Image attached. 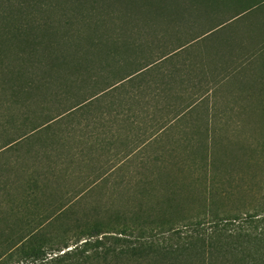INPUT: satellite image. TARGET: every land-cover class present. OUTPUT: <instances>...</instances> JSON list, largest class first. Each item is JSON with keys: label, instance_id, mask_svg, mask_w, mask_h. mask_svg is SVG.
Listing matches in <instances>:
<instances>
[{"label": "trees", "instance_id": "1", "mask_svg": "<svg viewBox=\"0 0 264 264\" xmlns=\"http://www.w3.org/2000/svg\"><path fill=\"white\" fill-rule=\"evenodd\" d=\"M70 1L80 7L79 9L85 5V0ZM215 1L218 4L222 3V6L226 2L231 3V6L235 4L239 11L228 21L216 24L215 29L222 28L220 30H223L231 22L240 20L222 34L230 35L234 39L235 37L242 38L244 35H254L258 41H264V0ZM182 2V7H172L170 11L165 7L155 8L152 11L162 17L169 13V16L173 15L172 19L182 18L179 16L181 12L194 10L193 6L185 4L188 0H182ZM201 2L207 5L210 0H201ZM95 3L99 4L98 0H95ZM107 6L110 8V5ZM95 9L97 10V7ZM5 16V14L0 15L1 18ZM245 17H249V21L244 24ZM1 21L3 25H0V35L6 32L5 20ZM23 28L19 33L12 34L11 40L15 39L20 44L29 46V42L32 44L36 42L39 46L38 41L41 35H38L37 30ZM128 29H123L124 34ZM97 34L93 35L97 37L96 40H90L94 56L93 63L98 64L99 58L106 54V58L114 59L115 64L111 65L103 56L101 71H93L89 74L87 87L84 72L89 70V68L86 69L87 59L85 57L89 50L82 45L81 34L74 36L73 33L65 34L62 38L75 37L74 48L77 49V54L73 56L75 59L66 56L53 57L51 58L52 63L46 67V72L41 78L35 77L29 81L27 79L25 85L19 87L3 84L7 85L2 91L3 94L8 95V101L4 102L0 99V232L5 233L8 228L12 230L16 227H27L29 233L24 234L22 230L21 233L15 234L17 238L14 235H8L5 242L7 247L0 253V258L9 256V260L14 258L18 260L9 261L10 263L7 264L32 263L44 260L48 251L62 252L73 246L63 255L81 254L86 263L198 264L195 242H190L188 245H180V243L159 245L152 237L148 240L142 237L134 243L128 240H130L129 236L140 229L157 233L174 229L177 226L187 228L194 224V219H191L193 215L186 217L180 214L186 207L189 209V204L196 201L198 197L195 196V192L197 190L192 183H179L177 176L184 174L198 162L205 165L201 167L203 171H206L205 176L210 174V170L212 174L218 172L219 163L225 161L223 156L229 151H220L219 141L212 134L199 136L203 137V140L199 141L202 148L198 151L181 152L186 155V158L178 157L179 153L176 149H164L161 152L157 160L164 161L167 156L171 159L170 165L158 168L156 175L158 180L165 181L162 185L167 195L161 200H154L151 206L149 203L147 209L150 211H145V204L138 200L132 202L130 210H120L112 204L105 210L95 209L90 215L74 217L72 203H70L72 200L69 197L80 196V192L89 189L88 186H83L86 184L75 186L67 181L78 176L83 179V183L91 181L98 185L97 183L104 178L117 172L116 168L104 169L94 163L105 158L102 153L109 154L108 160H114L119 154L115 152V148L117 150L120 142L124 143L127 148L128 146L132 148L129 151L126 149L128 153L123 157L126 160L138 151L137 149L154 147L158 142L163 145L164 138L159 139L158 133L131 139L127 137L126 143L120 138L123 130L129 129L126 128V124L130 126V129H135L138 114L133 111L135 108L133 98L140 100L141 96H143L142 100L146 98L149 90L148 69L185 46H177L170 52L159 53L151 60L143 59L137 67L133 63V66L127 63L126 67L119 69L117 66L120 63L121 41L117 38V34L113 31L107 34ZM3 43L4 38L0 36V50ZM124 44L125 51L131 49L128 42L125 41ZM229 47L231 51H234L232 46ZM234 47L240 50H250L242 44ZM1 57L0 51V62ZM59 68H69L71 74L66 76L65 73L64 77L59 72ZM90 68L93 69V67ZM5 73V67L0 64V74ZM69 81L79 82L84 86L81 88L83 90L74 93L66 89ZM57 84L62 85L61 88L51 93L52 86ZM150 88H153L151 84ZM39 95L43 98L53 95L54 101L58 102L56 103L58 107L49 109L43 105L42 108H34ZM21 96H24L25 100L20 101ZM123 122L125 125L122 124ZM173 124L166 123V129L171 128ZM186 140L189 144H195L193 139ZM250 152L243 153L245 161L250 164L249 168L264 162V141ZM235 158L232 156L231 160L234 161ZM88 167L90 172H84ZM233 182L231 181L230 185ZM148 191L150 193V189ZM204 194L207 196H204L203 207L209 210L215 206L214 195L209 196V189ZM29 212L32 214L29 215ZM31 227H33L32 231H30ZM114 234L116 236H112ZM106 237H113L116 242L114 247L105 246L103 240ZM231 238V236L225 238L220 244L221 240H216L218 247H215L214 241L210 239L207 253L205 252L204 264H211V258L219 254L222 261H228L226 256L231 255L234 259L239 257L241 261L250 260L249 264H259L256 256L259 254L258 247L261 239L251 238L248 241L249 248L246 249L241 245V237H238L237 241ZM70 242H74L73 245H70ZM212 249L214 252H211Z\"/></svg>", "mask_w": 264, "mask_h": 264}, {"label": "rangeland", "instance_id": "2", "mask_svg": "<svg viewBox=\"0 0 264 264\" xmlns=\"http://www.w3.org/2000/svg\"><path fill=\"white\" fill-rule=\"evenodd\" d=\"M71 2L73 1L0 0V15H6L5 18L0 17V25H3L1 21L3 19L6 26V32L0 35L4 38V43L0 50L2 53L0 64L5 67L6 71L5 74H0V96L2 97L0 99L2 101H8V95L3 94L2 91L4 86L7 85L3 84L7 83L8 85L19 87L23 84L25 85L27 79L29 81V79L35 77L41 78L46 72V67L52 63L51 58L53 57L66 56L70 59H75L73 57L77 54V49L74 48L75 37L67 38L70 40H67L66 36L62 38L68 33H73L74 36L75 34H81L82 45L86 50H89L85 55L87 59L86 69L89 68V70L84 72V77L86 76L87 79V87L89 85V74L93 73V71H101L103 56L111 65L114 66L115 64V60L112 58L107 59L106 54L99 58L98 64L93 63L94 56L90 40L97 39L95 37L96 33L101 35L108 32L112 33L113 31V33L117 34V38L121 41L120 63L117 67L123 69L127 66V63L130 65L133 63L137 67L138 64L143 62V59L151 60L157 54L170 52L177 46L185 45L183 48L189 46L188 49L191 50L201 41L203 43L207 41V39L204 40L207 36L222 34L226 29L229 30L231 25L240 22V20L231 22L223 30H220L222 28L215 29L216 24L228 21L239 13L235 4L231 6V3L227 4L226 2L222 6V3L218 4L215 0H210L207 5L202 3L201 0H188L185 4H190L194 10L183 11L179 14L182 18L174 19L171 18L173 15L169 16V13L168 15L166 13L165 17L158 16L153 13L152 9L165 7L170 11L172 7H182V0H98L99 4L97 5L95 0H85V5L81 7L82 9H79L80 7ZM107 5H110V8ZM95 7H97V10ZM7 14L9 15L8 17ZM248 19L249 17H245L243 19L244 23H247ZM23 27L37 30L38 35H41L38 41L39 46H37L36 42H33L34 46L28 41L29 46L27 44L22 45L15 39L11 40L12 34L19 33V31L24 29ZM124 28H129L130 30L128 29L124 34ZM47 30L48 32L46 33ZM122 41L128 42L131 49L125 51L126 46ZM196 42L198 43L195 45ZM190 56L193 57L194 54L192 53ZM260 62L264 63V60ZM174 66L173 79L177 80L178 78L181 81L179 74L182 73L183 68L178 67L176 64ZM90 67H93V69ZM253 67L251 64V68ZM59 69L60 71H58L64 77L65 73L66 76L71 74V69L69 68ZM251 74L253 75V72ZM259 77L260 83L252 84V86L259 85V88L241 90L234 87L230 88L233 85H228V90H221L217 93L220 98H206L199 102L198 108H194L169 129L158 130L156 128L151 131L154 129V125L156 127H165L166 125H157L151 122L145 123L138 119L139 116L136 118V126L133 130L130 129L128 124L125 125L123 122L122 124L129 128L128 130H123V135L120 138L125 143L127 137L131 139L142 136L144 132L140 131L139 127H149L150 129L145 131L149 135L158 133L160 135L159 139L164 138L162 141L163 145L158 142L154 147L137 149L138 151L126 160L123 159L124 155L128 153L126 149L129 151L132 148L128 145L127 148L124 143L120 142L117 150L115 148V152L119 154L114 160H108L109 154L102 153L105 158L94 163V165L101 166V168L104 167V169L116 168L117 172L115 171L111 176L104 178L97 183L98 185L91 183V181L83 183V179L78 178V176L74 177L73 180L67 181L75 186L86 184L83 186H88L89 189L80 192V196L74 197L72 195L69 197L72 200L70 203H72L71 207L73 208L74 217L90 215L95 209L98 211L105 210L112 204L120 210H130V206L133 205L132 202H137L138 200L145 204L144 210L147 211L149 203L151 206L154 200H161L162 197L167 195L164 185H162L165 181L158 180L156 175L158 168L170 165L171 159L170 156H167L164 161H159L157 157L161 155L164 149H176L179 153L178 157L186 158V155L181 152L201 149L202 145L199 144V141L203 140V137L199 136L208 133L219 141L220 145L218 148H220V151H229L223 156L225 161L219 163L218 172L212 174L210 170V174L205 176L206 171L201 169L205 165L198 162L196 166H192L193 168L188 167L189 169L184 174L177 176L179 183H192L197 190L195 192V196L198 197L196 201L189 204V209L186 207L180 214L186 217L193 215L191 219H194V224L187 228L177 226L174 229L157 233H150L145 229H140L135 231L132 236H129L130 240L128 241L134 243L138 242L142 237L146 240L152 237L159 245H173L176 243L188 245L190 242H195L198 251V264H204V261H206L205 252L207 253V245L211 242L210 239L214 241L215 247H218L216 240L220 239V244L229 236L235 241H237L238 237H241V245L248 249V241L257 237L261 239L258 247L261 252L259 250V254H256V260L264 261V162L256 167L249 168L248 165L250 164L245 161L243 156V153L250 152L251 149L256 148L259 143L264 141V74H260ZM182 83L184 82L182 81ZM61 86L59 84L53 85L51 93L61 88ZM66 86V89L74 93H78L84 87L77 81H69ZM214 93L216 94L215 91ZM37 98L39 100H37L34 108H42L43 105H46L49 109L58 107L56 105L58 102L54 101L53 95H49L46 98L39 95ZM142 99L143 96H141ZM23 100H25V97L21 96L20 101ZM124 100L123 97V102ZM141 100L133 98L135 107L133 111L138 115H140V109H142ZM185 101L181 97L176 101V104H184ZM187 102L190 103L191 101ZM156 111L159 112L158 109ZM158 114H160L159 118H161V113ZM168 116L166 114L165 118H168ZM154 118H156V115ZM162 118H164V115H162ZM186 139L195 140V144L187 143ZM232 156L238 159L235 158L236 160L232 161ZM84 172L89 173L90 168H85ZM231 181H234L232 185H230ZM148 189H150V193ZM208 189L209 196L214 195L213 203L215 206L205 210L203 207L204 196L206 197L207 194H204V192L206 191L207 193ZM28 214L32 213L29 212ZM22 230L24 234L29 233L27 227H16L15 229L12 228V230L8 228L5 233L0 232V253L5 251L7 247V244H5L8 239L7 236H15V234L21 233ZM32 230L33 227H31L30 231ZM34 230H36L35 227ZM103 241L105 246L109 248L114 247L116 244L113 237H106ZM73 243L70 242V245H73ZM253 244L255 245L256 243ZM72 248L73 246L68 250ZM66 251H48L44 260L16 264H95L86 263L84 256L81 254L63 255ZM211 252H214V250L212 249ZM214 257L211 258V264H249L250 261H241L239 257L234 259L231 255L226 256L228 261H222L220 254ZM9 261L18 260L15 258L9 260V256L0 258V264H7ZM110 263L119 264L116 262Z\"/></svg>", "mask_w": 264, "mask_h": 264}, {"label": "crops", "instance_id": "3", "mask_svg": "<svg viewBox=\"0 0 264 264\" xmlns=\"http://www.w3.org/2000/svg\"><path fill=\"white\" fill-rule=\"evenodd\" d=\"M206 39L204 43L196 42L197 45L191 50L188 49L189 46L178 50L148 69L149 90L146 96L148 98L140 101L142 109L138 119L157 125L177 123L194 108H198L199 102L206 98H220L217 93L228 90V85H233L230 88L241 90L259 88V85L252 86V84H259V76L264 74L262 70L264 63L260 62L264 60V41H258L254 35H244L242 38L234 39L230 35L219 34L209 35L204 40ZM237 44L245 45L250 50L236 49L234 46ZM229 46H232L234 51H231ZM192 53L193 57L190 56ZM175 64L183 68L182 73L179 74L181 81L178 78L173 79ZM150 84L153 86L152 89ZM181 97L186 100L185 103L176 104ZM157 109L159 112L156 111ZM158 113H161V118ZM166 114L169 115L168 118H165ZM166 127L154 125L151 131ZM139 128L144 132L142 136H149L145 131L150 129L149 127ZM257 262L264 264V261Z\"/></svg>", "mask_w": 264, "mask_h": 264}]
</instances>
